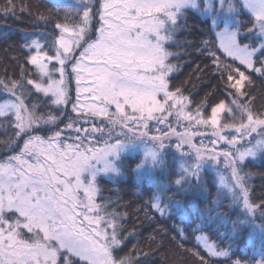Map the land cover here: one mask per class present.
<instances>
[{
    "label": "snow or ice",
    "instance_id": "6c2138e0",
    "mask_svg": "<svg viewBox=\"0 0 264 264\" xmlns=\"http://www.w3.org/2000/svg\"><path fill=\"white\" fill-rule=\"evenodd\" d=\"M36 19L52 33L26 40L19 74L0 77L12 153L0 159V264H144L138 244L121 255L142 233L128 230L118 199L102 198L101 180L129 170L133 214L158 225L148 237L157 250L169 241L196 264H264V194L247 171L264 167V103L253 94L264 85V0H79ZM192 19L209 37L193 74L219 84L199 101L185 94L190 81L175 83Z\"/></svg>",
    "mask_w": 264,
    "mask_h": 264
},
{
    "label": "trees",
    "instance_id": "16d2710c",
    "mask_svg": "<svg viewBox=\"0 0 264 264\" xmlns=\"http://www.w3.org/2000/svg\"><path fill=\"white\" fill-rule=\"evenodd\" d=\"M6 3L7 0H0V8H3ZM13 3L17 5L15 15H5L0 11V77L4 76L6 70L10 77L19 74L20 69L18 65L24 64V56L27 52V49L23 47L26 40L52 33L51 25H46L38 21L36 16L39 13H46L47 9L69 8L68 6L56 4L53 0H13ZM20 6H25L28 10L21 12L19 10ZM188 23L193 26L192 34L187 36V40L191 44L188 52L191 54L185 56L181 61L185 66L180 73L176 74L177 79L175 83L179 85L182 81H190L187 83L188 91L185 94H191L194 101H199L206 93L218 89L219 84L210 73L193 74L196 65H200L203 68L206 63V61L199 57V54L196 52V47L200 45L202 40L209 38L207 36L208 26L196 19L189 20ZM25 67L31 69L32 66L25 65ZM253 87L255 89L253 94L257 96V104L264 103V85L259 80H256ZM10 136L11 132L5 134L3 130H0V159L12 154L7 150L5 143H3ZM132 159H138V157H130L128 162ZM247 171L253 174L250 183L254 189V195L260 197L264 194V167L254 162L253 165H249ZM204 178L205 180L211 181L214 178V174L209 171ZM134 185L135 181L130 170L125 171L122 177L115 178L114 180H108L106 178L101 180L102 198H110L114 201L118 199V211H126L129 216L126 225L128 230L142 233V235H136L130 238L127 242V247L121 255L130 251L133 245L138 244L142 252L148 253L147 256L140 257L144 261V264H196L195 258L191 257L182 249L177 248L169 241H165L164 247L159 250H157L156 245L151 244L148 237L153 234V228L158 227V225L153 224L150 226L147 221H143L142 214L139 217L133 214L134 209L141 203ZM209 190L211 193L209 200H211L216 193V189L211 183ZM141 195L144 196V199H147V193H141ZM100 199L98 197L97 202H100ZM224 210L227 211V200L224 201ZM162 226L171 229L172 221H168ZM212 239L215 240L216 237L212 236ZM195 243L194 239L189 238L184 242V248L192 249ZM239 247L243 249V244ZM246 254L244 251L237 252V256L242 258Z\"/></svg>",
    "mask_w": 264,
    "mask_h": 264
},
{
    "label": "rangeland",
    "instance_id": "374dc122",
    "mask_svg": "<svg viewBox=\"0 0 264 264\" xmlns=\"http://www.w3.org/2000/svg\"><path fill=\"white\" fill-rule=\"evenodd\" d=\"M56 4H59V5H63V6H68L69 8H75V7H77V5H78V3H79V0H53ZM57 75V78H58V73L56 74ZM74 89H75V80H74V78H73V80H72V90H73V96H74ZM70 110V109H69ZM113 111H114V107H113V109H112ZM209 132H210V130H209ZM200 139H201V137H199V136H197L196 137V142L197 143H199V141H200ZM205 142H207L206 140H205ZM21 143V145H22V141L20 142ZM210 172H212L213 174H214V177L216 176V173H215V171H210ZM106 179H108L107 177H105ZM108 180H111V179H108ZM26 231V230H25ZM251 252V249H248L247 250V254L248 253H250ZM244 253H246V252H244Z\"/></svg>",
    "mask_w": 264,
    "mask_h": 264
}]
</instances>
